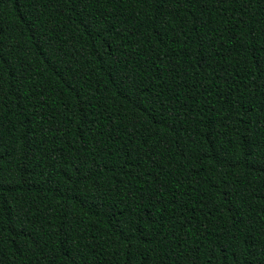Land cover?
<instances>
[{
    "label": "trees",
    "instance_id": "1",
    "mask_svg": "<svg viewBox=\"0 0 264 264\" xmlns=\"http://www.w3.org/2000/svg\"><path fill=\"white\" fill-rule=\"evenodd\" d=\"M0 264H264V0H0Z\"/></svg>",
    "mask_w": 264,
    "mask_h": 264
}]
</instances>
